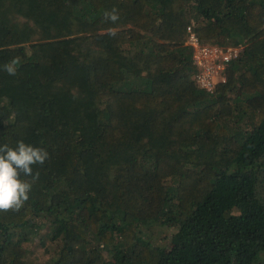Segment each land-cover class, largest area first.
Instances as JSON below:
<instances>
[{"label":"trees","instance_id":"obj_1","mask_svg":"<svg viewBox=\"0 0 264 264\" xmlns=\"http://www.w3.org/2000/svg\"><path fill=\"white\" fill-rule=\"evenodd\" d=\"M187 26L241 46L212 90ZM18 140L49 158L0 211V264H32L30 241L44 264H264V0H0Z\"/></svg>","mask_w":264,"mask_h":264},{"label":"clouds","instance_id":"obj_2","mask_svg":"<svg viewBox=\"0 0 264 264\" xmlns=\"http://www.w3.org/2000/svg\"><path fill=\"white\" fill-rule=\"evenodd\" d=\"M104 18L115 22L118 15L113 10L112 13L105 12ZM18 58H13L3 66V70L9 75L16 74ZM49 158L46 149L36 147L18 140L15 147L7 143L0 145V211H18L29 199V192L32 184L21 179V175L38 178L39 173L33 174V165H43Z\"/></svg>","mask_w":264,"mask_h":264},{"label":"built area","instance_id":"obj_3","mask_svg":"<svg viewBox=\"0 0 264 264\" xmlns=\"http://www.w3.org/2000/svg\"><path fill=\"white\" fill-rule=\"evenodd\" d=\"M186 31L188 32L186 43L192 48L193 63L199 67L196 74L197 82L201 87L212 90L216 81L224 78L221 71L238 55L241 46L202 43L190 26L186 27Z\"/></svg>","mask_w":264,"mask_h":264},{"label":"rangeland","instance_id":"obj_4","mask_svg":"<svg viewBox=\"0 0 264 264\" xmlns=\"http://www.w3.org/2000/svg\"><path fill=\"white\" fill-rule=\"evenodd\" d=\"M35 243L29 242L28 258L31 260L32 264H44L47 256V252L45 251L47 250V245L45 247L42 246L40 241Z\"/></svg>","mask_w":264,"mask_h":264}]
</instances>
